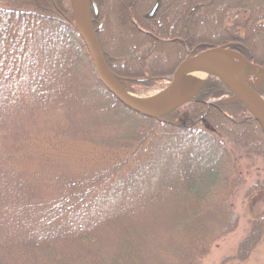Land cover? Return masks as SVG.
<instances>
[{
	"label": "trees",
	"instance_id": "1",
	"mask_svg": "<svg viewBox=\"0 0 264 264\" xmlns=\"http://www.w3.org/2000/svg\"><path fill=\"white\" fill-rule=\"evenodd\" d=\"M6 1L0 4V264H199L208 246L236 224L228 199L235 181L230 145L250 147L264 159L259 123L238 100L217 106L199 102L229 95L215 79L206 80L194 99L163 118L132 112L94 76L71 0H45L38 9L30 0ZM93 1L99 13L92 15V24L96 28L102 21L95 35L104 60L131 91L164 85L185 55L184 45L189 51L228 46L264 64V35L255 34L264 28V0ZM155 1L154 15L146 16L147 4L151 8ZM131 17L144 24L145 32L134 29ZM204 25L205 31L200 29ZM174 36L177 42L157 39ZM44 38L61 47L50 60ZM122 42L128 45L119 58ZM247 70L242 82L258 92L264 75ZM181 108L185 122L171 121ZM224 108L238 111L239 117L223 118ZM211 118L220 119L215 125ZM117 124L126 127L122 136ZM189 137L204 149H215L216 156L197 158L186 151L174 165L164 190L177 200L181 230L178 238L154 240L156 248L150 244L154 234L147 215L139 209L142 199L122 198L103 208L104 197L128 188L146 163L156 162L158 145L176 149L178 139ZM77 144L90 152L86 166L78 160ZM101 183H108L109 191L103 193ZM263 190L264 179L244 193ZM251 225L238 255L264 235V216Z\"/></svg>",
	"mask_w": 264,
	"mask_h": 264
},
{
	"label": "rangeland",
	"instance_id": "2",
	"mask_svg": "<svg viewBox=\"0 0 264 264\" xmlns=\"http://www.w3.org/2000/svg\"><path fill=\"white\" fill-rule=\"evenodd\" d=\"M30 1L32 3L31 6H34L37 9L40 7V5H46L45 0ZM6 2L7 1L5 0L3 2H0V4H9ZM71 2L73 3V6L71 5L72 7L70 11L71 15H73L75 14L74 0H71ZM149 8L150 4H147L144 11L145 14H147ZM230 21L231 19L228 20V23ZM207 27V25H204L203 27L201 26L200 29L205 31L207 30ZM260 29L262 30H256L255 34L262 36L264 35V28L262 27ZM262 38H264V36ZM44 39L51 50L47 55L48 60H50V55H56L61 50V47L59 45L51 44L48 38ZM126 45L128 44L126 43ZM126 45L125 42L120 43V48L117 50V55L119 58L125 56V54L123 53H125V49L127 47ZM218 60H221V62L224 63L225 66L228 68L227 70H229V67L226 62H224L222 59ZM83 74V77H86V80L93 82V80L91 81L90 77L88 76V73L85 74V72H83ZM189 76V79H192L194 77V74ZM206 78H208V76ZM120 85L127 93H132L134 95L142 97H150L160 93L165 87L166 83L164 85L161 84V86H155L151 89H142L138 92L131 91L125 88L122 84ZM260 99H263V97L260 96ZM221 100L227 101L226 103H231L235 101L233 96L228 95L222 97ZM216 101L217 99L214 97H209L208 99V102L214 103ZM181 110V112H176V115L171 117V121L177 123L185 122V120L187 119L185 116L186 110L182 108ZM211 110L212 109H209V112ZM223 110V118L225 119L229 117H239V112L236 110H231L228 108H224ZM165 120L169 121L170 118H165ZM217 120L215 118H211L210 122L216 125V123L218 122ZM117 127L119 129L118 132L120 133V136H122V134L127 131L126 127L122 128V126L120 125H118ZM121 128L124 130H120ZM113 134L115 135V133ZM156 141L158 143L160 142V140ZM94 144L98 145V141ZM174 145L177 147L176 149L173 148V146H170L168 148V146L165 147L158 145L159 151L157 153L158 158H156V162H149V164L146 163L144 165L145 169L143 173L136 176L135 182L131 183L128 188L126 186H121L115 189L114 191H109L107 190L108 183H101V185L99 184V187H101L100 190L103 193L109 191L104 197L105 202L103 208L105 205H109L110 207L113 206L115 202L120 201L122 198L131 199V201H135L138 198L143 200V206L139 208V206L141 205L137 204V207L141 209V215L143 213L147 215L145 219L148 226V230L149 232L154 234V237L152 238L150 244H152L156 248L158 247L156 243L163 241L162 238H178V235L180 234L179 230H181V225L179 224L180 221H176L175 219L177 217V212H179V207L176 202L177 200L174 195H172L169 191L164 190L166 186H168V180H171V175H173L172 173L175 168L174 165H176L180 161L179 159L183 157V154H185L186 151H191L197 158L206 157L207 159H212L216 156L215 149H213L212 147L209 148V150L206 148L204 149L198 141L191 139V137L187 138L186 140L180 138L178 139V143L176 142ZM86 148L87 147L80 146L79 144H77L75 149L77 150L78 154L80 153V156L78 155L77 157H79L78 160H80V163L84 166H86V164L88 163L87 161H90L91 159L90 152L87 153L88 149ZM250 150V147L244 148L242 146L236 147L230 145V160L232 161V165L234 164V171L232 173L235 176L232 178L233 181H235L231 186L228 199L230 200V209L232 210V214H236V216L234 217L236 220V224L230 232L225 233L224 235L216 239L210 246H208V249L204 256L200 257L201 259L199 264H264V235H261V237L257 240L256 244H253L254 246L251 249L242 251V255L236 254L238 249L237 246L240 240L245 238L249 233V230L251 229L252 220L264 216V190L263 192H253L250 195H245L244 193L246 188L250 187L256 180L264 179V159L258 155L253 154ZM105 210L106 209H103L102 213L105 214ZM221 210H223L222 207ZM205 223H211V220H206ZM213 224H218V221H216V223L213 222ZM164 227H170V231H166ZM197 227L202 228L203 224L199 223V226ZM189 232L191 231H187L185 235H189L190 237L193 236L189 234ZM106 233L107 241L105 242H107L108 245L110 236L108 231ZM154 240L156 241V243L154 242ZM185 243H187V240L184 241V244ZM163 255L166 256L165 254ZM152 264L161 263H158L156 260H153Z\"/></svg>",
	"mask_w": 264,
	"mask_h": 264
},
{
	"label": "water",
	"instance_id": "3",
	"mask_svg": "<svg viewBox=\"0 0 264 264\" xmlns=\"http://www.w3.org/2000/svg\"><path fill=\"white\" fill-rule=\"evenodd\" d=\"M90 0H74L75 9L77 10L74 15L75 25L78 31V35L81 37L88 56L92 63L94 76L97 81L104 87V89L113 96L118 102L132 112H135L141 116L159 119L167 113L176 110V108L182 106L188 102L200 89L204 83V79L197 77L194 83L189 86L187 83L186 71L195 66L209 69L211 74L215 76L220 82L227 88L234 97L237 99L243 107L249 111L251 116L259 123L261 130L264 132V108L255 102L251 96L242 90L240 84L237 81L232 80L225 69L218 63L215 58L224 56H232L238 62L240 67L235 72L237 79L240 82L243 68L245 67L246 60L237 52L226 48H209L194 56H190L182 60L177 66L173 75L171 76L168 85L162 89L155 104L138 103L126 95V91L123 92V87L111 74L107 67L91 22V14L97 13V8Z\"/></svg>",
	"mask_w": 264,
	"mask_h": 264
},
{
	"label": "flooded vegetation",
	"instance_id": "4",
	"mask_svg": "<svg viewBox=\"0 0 264 264\" xmlns=\"http://www.w3.org/2000/svg\"><path fill=\"white\" fill-rule=\"evenodd\" d=\"M90 2L91 3H94L95 4V6H96V8H97V13H99V11H98V7H97V4L93 1V0H90ZM90 3V4H91ZM92 5V4H91ZM157 7H158V1H155L154 2V4L152 5V7L150 8V11H148L147 12V14H146V16H148V17H152L153 15H154V12H155V10L157 9ZM96 13V15L95 14H92V13H90L91 14V22H92V15H94L95 17L98 15ZM237 15H235L234 16V19L235 18H237L236 17ZM233 21V20H232ZM130 22L131 23H133L134 24V29L136 30V31H139V32H145V30L141 27V26H143L144 24L143 23H141V22H138L137 20H135V19H133L132 17L130 18ZM102 21H100L99 22V24H97V26H96V28L95 27H93V29H94V32H95V34H96V31H98L101 27H102ZM92 26H93V24H92ZM94 34V35H95ZM95 37H96V35H95ZM96 39H97V37H96ZM158 40H160L161 42L162 41H174V40H179V38H178V36H174L173 38H167V39H162L161 40V38H157ZM97 42H98V39H97ZM98 44H99V42H98ZM99 47H100V45H99ZM184 47H185V55L183 56V58H182V60L184 61V58L186 57H190V56H194V55H196V54H198V53H200V52H202V51H204V50H206V49H209V48H205L204 50H203V48L202 49H200V50H198V51H189V49L186 47V45H184ZM210 48H226V49H231V50H233V51H235V52H237V53H239L245 60H246V64H245V67L243 68L244 70H243V73H242V76H241V81H242V77H244L245 76V72H246V70L248 69L250 72H252V70H254V72H255V74L256 75H264V64H262V65H259V64H257V63H254L253 62V59H251V58H247V56L245 57V55H243L242 53H240L239 51H237V50H235V49H232V48H230V47H228V46H226V47H222V46H219V47H210ZM100 50H101V47H100ZM101 53H102V50H101ZM229 57V58H228ZM181 60V61H182ZM222 60L224 61V62H226V64L228 65V67L231 69V71H233V72H237L239 69V67H240V65H239V62L234 58V57H232V56H226V57H224V58H222ZM181 61H178V63L176 64V66H175V68H174V71L176 70V68H177V66L180 64V62ZM247 70V71H248ZM174 71H173V73H174ZM166 78V81H165V83H167V82H169L170 81V78H171V75H168L167 77H165ZM208 79H215L216 81H219L217 78H215V76H209V78H207L206 80H208ZM205 80V81H206ZM194 80H192V81H190V84L192 85L194 82H193ZM220 82V81H219ZM221 83V82H220ZM189 84V86H191ZM222 84V83H221ZM204 85H205V82H204ZM204 85H202V86H204ZM223 85V84H222ZM224 86V85H223ZM264 87V76L262 77V81H260V83H259V94L262 96V97H264V93L262 92V89H264L263 88ZM201 89V88H200ZM199 89V90H200ZM198 90V91H199ZM198 91H197V93H198ZM197 93L194 95V97L197 95ZM218 93V91L216 90V91H214V92H212V95H215V94H217ZM225 96V95H224ZM224 96H212V97H214V98H216L217 99V101L216 102H208V99L209 98H207L206 100H204V99H202V98H200V99H198V101L199 102H202V103H207V104H210V105H214V106H217V103H219L220 101H222L221 99H222V97H224ZM228 96H232L231 94H229ZM194 97H192L190 100H192V99H194ZM223 101H225V100H223ZM225 102H227V101H225ZM234 102V101H233Z\"/></svg>",
	"mask_w": 264,
	"mask_h": 264
},
{
	"label": "bare ground",
	"instance_id": "5",
	"mask_svg": "<svg viewBox=\"0 0 264 264\" xmlns=\"http://www.w3.org/2000/svg\"><path fill=\"white\" fill-rule=\"evenodd\" d=\"M77 13V10L75 9V14ZM175 42H177L176 40H174ZM218 63L225 69V72L227 73V75L232 79V80H235L237 81V83L240 84L241 88H243L242 90H244L245 92H247L251 98L257 102L259 105H261L263 108H264V100L263 99H260V97L253 93L250 89H248L244 84H242L241 82H239V80L237 79V76L236 74L234 73H230L228 70H227V67L225 66L224 63L221 62V60L218 61ZM198 75L199 77L201 78H204V77H207L211 74L210 70L209 69H204L203 67H191L189 68L187 71H186V75ZM123 92H125L124 89H122ZM126 95H128L131 99H133L134 101L138 102V103H144V104H155L156 100L158 99V96L159 94H156L154 96H150V97H142V96H137V95H134L132 93H127L125 92ZM117 101V100H116ZM118 102V101H117ZM120 103V102H119ZM121 104V103H120Z\"/></svg>",
	"mask_w": 264,
	"mask_h": 264
}]
</instances>
